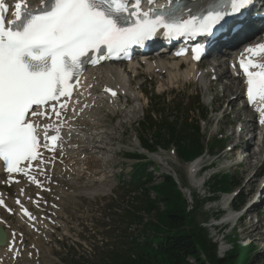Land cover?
Returning a JSON list of instances; mask_svg holds the SVG:
<instances>
[{"label":"rangeland","instance_id":"1","mask_svg":"<svg viewBox=\"0 0 264 264\" xmlns=\"http://www.w3.org/2000/svg\"><path fill=\"white\" fill-rule=\"evenodd\" d=\"M221 53H223L225 57L230 55V52ZM224 59L225 58L222 59V57L214 58V63H217V67L219 68V77L225 78V82L228 83V76L223 74V71H225L227 68V64L226 66L223 65L225 64L223 63ZM158 60L160 59L157 58V56H150L148 58V63L151 62L153 65H155V68L148 69L146 64L139 63V65L137 64L136 67V73L133 75L129 71L128 65L126 63L119 62L109 65L110 69H115L119 73V80L122 84H119L120 94L122 93V97H125L129 101L126 104L127 109H125L127 112L131 113L128 114L127 118L124 116V114L115 118L113 111L115 110L118 112L119 108L116 106L119 104L113 102L112 104H108L105 108L104 103L93 97V99L99 103H94L96 105L95 108H93L91 104V107L87 108V110H90L91 115H85L83 119L85 118L86 120L87 118L89 121L91 118L92 125L99 127L101 126L100 122H104V127L99 130L101 134L96 139L97 141L100 140L101 144H97L95 146L97 148L95 149L93 148L94 145L90 143V141H93L94 136L89 137L84 132L79 133L80 131L78 129H75L79 131H75V134H82L86 135L87 138L89 137L88 142L82 141V146L86 148V151H84L86 155H81L79 157L81 161L82 159L89 158L90 156L97 158L99 160L100 170H103V173L106 170L105 167L108 165L107 167L109 169L106 172V175L103 177L99 176L97 178L98 180L105 178L106 182H103L104 188H106V190H109L107 188H110L111 193L107 192L105 193V196H95V194L90 196V192L93 190L96 191L101 186L100 184H96L94 189L90 190L87 194H81V197L78 196V193H74L77 194L75 197H69L71 195L73 196V194H67L66 192L60 195L68 196L61 198V206L65 216H59V220L66 223V231L69 233L66 235V232H64L62 229L54 231V234L51 236V238H49V241L51 242L48 243L46 240L47 248L49 249L48 252L51 253L50 258L52 261H42L43 259L41 258L42 260L31 262L32 264H113V262L117 260L116 256L121 255V252L127 248L126 242L129 238L126 236L124 230L129 225L128 222L132 221V218L129 215L126 216L124 214L125 210H122V205L125 203L128 189H122L120 184L123 183V181H127L126 174L130 172L133 166L136 164L135 160L127 158L128 154L133 152H142L147 156L148 159L144 162L146 166L148 162L152 160L151 162L153 163L154 168L153 176L156 182L162 181L161 175H173V172H175L181 184H183L182 181L186 184L185 187L189 188L188 192L192 195L189 197L190 205L192 204L193 199L194 207L197 205L198 207L200 206L199 211L195 213L192 219L193 226H195V221H197V224L201 223L202 226L208 229L210 238L214 242L217 241V243L220 244L219 247L225 250H229L231 248L232 243L229 239L232 237L241 245L252 244L254 250L251 251L250 259L247 261V264H264V219H261L259 222V220H257L254 216H251V219L245 221L241 227L237 224V227L231 233H229V229L232 225L225 226L221 230L212 229L209 226L213 222L212 218L216 215L220 218L219 222L224 220L225 217L222 215L223 213L221 212L220 208L224 209L226 206V201H229L231 197H235L236 189L240 194L243 195V197L247 196V189L244 187L245 183L247 178H249V176L255 172L258 165L257 160L253 158L252 169H250V167L246 168L245 165L242 166L246 168L245 170L237 168H225L227 165H232L233 163L238 162V159H236L235 156H225L223 150V148L226 146L231 147L234 141V137L232 136L234 128H229V125L235 126L236 123H238L239 118L243 122L248 119L247 121L250 120L253 125L249 135H255L254 130H256L254 129L255 121L253 120L249 111L236 113L240 109L241 105L240 102L237 103V101L241 100L242 98L241 92H239L240 89L238 90L237 94L241 96L237 100L235 99L233 104H229L230 99H223L224 83H211L213 79L211 76L217 77L218 74L211 72L212 67L208 66V60L202 62L203 67L201 68V71L203 70L204 72H200L208 73L209 71L210 74L212 73V75H209V77L205 79L203 85H201L200 82L196 83L194 81H176V83L170 85L166 70L162 69L161 66L157 67ZM166 61L172 62L171 58H167ZM219 63H222L221 67L218 66ZM125 65H127V67ZM125 67L126 69H124ZM129 76L133 82L132 88L129 86L127 89V86L130 84V82H128ZM99 77L100 75L98 76V83L100 82ZM113 82H117V79L113 78ZM158 84H162L164 88L159 89ZM132 89L137 90L135 92L138 94L141 93L140 99H137L136 101L134 100L135 98L133 99V97L137 96L138 94L134 93ZM195 96L198 98H195ZM197 100H200L201 110L203 112H209L208 117L201 124V131L204 137L203 145H205L207 149L214 148L212 153L213 156L211 155L210 157L211 162L207 161V155L204 158L202 157L200 162L201 164L205 163L206 165L209 163H214L215 167L214 169H208L205 173L198 174L193 180L191 179L188 171L189 165L183 164L176 159V155L172 147H168L165 150H158L157 152L149 154L144 152L140 147H144V140L148 135V132H145L146 129L143 128L142 125L144 122H147L150 120V118L154 119L150 122L152 125H159L163 121H184L188 116L187 114L189 111H192L196 108L193 107L192 104ZM157 103L158 106L156 108L153 107V104ZM102 107L104 108L100 111L99 109ZM222 116H224V118L221 119ZM219 119L221 120L218 121ZM245 125L246 123H244L243 127ZM70 131L72 132L74 130L70 129ZM106 135H111V137L120 136V139L118 142L112 144L110 139L106 140ZM251 139L253 141L254 137ZM252 144L254 143L252 142ZM254 145L255 147L258 146L256 143ZM249 147L250 149L254 148L253 145H249ZM88 149L92 151V154L87 153ZM60 158H62V156ZM107 161L108 163H106ZM197 164L200 165L199 161ZM58 166L62 167L60 164H58ZM149 171H152V168H150ZM87 172L88 171H86V173ZM216 172H218L217 176H215ZM210 173H212L213 176L208 182L204 184L203 188L201 189V183L203 179H205ZM226 174L232 176L234 184L229 190H231V192L234 191V193H232L230 197H225L223 195L220 196V194H218V198L212 200L214 203H207V201L203 202V196H211L212 191L209 189V186H212V182L214 180L224 181ZM70 178L71 177L68 179ZM66 180L64 181V184ZM76 185H71V181H69L67 186L73 187H68L71 189L67 188V191L75 190L80 192V189L76 187ZM258 185L259 183L256 185V187ZM10 196H13L12 191ZM84 196L87 198L83 199ZM141 206V201L134 202V208H139ZM261 209H264V205L261 207ZM95 212L99 214L101 213L106 219L100 220L101 214L99 217H96ZM226 219L228 220V218ZM13 220H15L14 217L8 218L7 223L9 224ZM15 222L16 221L12 222V228ZM8 226L10 229V225ZM60 227L62 226L60 225ZM81 232L84 234L90 232V235L86 236H91L90 240H78V235L81 234ZM228 233L229 236L226 237ZM44 235L45 234L43 233L42 235L37 236L40 243L45 240V237H43ZM222 235H224V243L222 242ZM46 238H48V236H46ZM29 241L30 239L28 237L27 244L30 243ZM19 242H21V239ZM86 244H88V247H91L93 252H89L88 248L85 247Z\"/></svg>","mask_w":264,"mask_h":264},{"label":"snow or ice","instance_id":"2","mask_svg":"<svg viewBox=\"0 0 264 264\" xmlns=\"http://www.w3.org/2000/svg\"><path fill=\"white\" fill-rule=\"evenodd\" d=\"M252 2L227 0L226 11H209L202 18L181 23L150 18V13L140 10L141 0H134L132 7L128 0H45L36 13L28 11L27 0H19L12 22L19 27H6L0 19V161L5 170L29 176L30 182L37 183L29 175L32 163H43L41 147L55 151L61 137L59 128L35 125L31 117L60 120L67 105L60 103L58 110L56 102L70 97V82L78 77L83 64L127 55L133 46L152 40L160 29L173 39L213 35V29L220 31L224 22L233 18L225 35L233 30L239 35L248 27L244 10ZM0 9L7 11L3 0ZM261 55L264 45L247 49L239 61L252 105L257 100L264 102V63L253 59ZM257 111L264 113V108ZM50 132L56 134L49 136ZM39 133H43V142ZM21 164L26 167L21 168ZM24 215L30 216L27 210Z\"/></svg>","mask_w":264,"mask_h":264},{"label":"bare ground","instance_id":"3","mask_svg":"<svg viewBox=\"0 0 264 264\" xmlns=\"http://www.w3.org/2000/svg\"><path fill=\"white\" fill-rule=\"evenodd\" d=\"M185 1H186V3H185ZM211 1H213V0H207V1H203V0H191V1L169 0L167 3H173L174 5L186 4L185 5L186 7L178 8V12H179L180 17L186 18L190 11H192V10L199 11L200 9L207 6ZM209 6H211V5H209ZM225 9H227L225 6H221L220 9H218L216 11H226ZM213 10H214V8H213ZM261 40H263V38ZM242 46H245V45H242ZM162 51L163 50H161L160 52L163 53ZM215 51H218V50H215ZM167 55L168 54L158 57L160 60L157 61V64H158L157 67L161 66L162 69L166 70V72L168 74V81H169L170 85L176 83V81H182V82L196 81V82H200V84L203 85V83L205 82L206 76L208 74H210L209 71H208V73L207 72L201 73L200 71H198V69H199L198 66L190 63L188 61V59H181V60L176 61V62H173V61L167 62L166 60H167V58H169V56H167ZM238 57H239V54L238 55L236 54V56L226 60V62L228 60H230L228 63L225 62V64H223L225 66L227 64V68L225 69V71H223V74H226V76H228V78H227L228 83H225V85H224V95L222 98L228 99V100L230 99L229 104H233V101L235 99L237 100L241 96V95L237 94L238 90L240 89V85H242L243 81L247 82L246 77L244 76L243 72L235 71V66H236L235 60H237ZM148 58L143 57V58H141V60H142V62H145L148 69L155 68V65H153L151 62H150L151 64L148 63ZM255 62L264 63V55L256 57ZM137 64L139 65V63L131 62L128 65V69L132 75L136 73L135 71H136ZM218 66L221 67L222 63H219ZM109 67L110 66H106V65L102 66L101 65L97 69H92L91 71L89 70L87 73H84L80 76L76 85L70 91V93H71L70 97H67V98L63 97L56 102V107L58 110H59L58 105L60 103H65L67 105V110L62 111V116H61L59 121H57L55 117H53L52 120H47V119H43V118L37 116V119H41L40 122H42V123L40 125L42 127L51 125L55 128H59V135H60L61 139L58 142L57 149L54 151V153L52 155H55L57 153L58 149H62L64 147L66 148L65 145L67 142H64V136L67 134H71L70 129H73V130L78 129L80 131V133L84 132L89 137L94 136L93 141L92 142L90 141V143H92L94 145L93 148H95V149L97 148V147H95L97 144H101L100 140L97 141L96 139L101 134L99 132V130H101L102 127H104V125H103L104 122H100L101 126L99 127V126L92 125V119L90 117H89L90 118L89 121L87 118H86V120H85V118L83 119V117L85 115H87V116L91 115L90 110L89 109L87 110V108L91 107V104H94V103L96 104V102L99 103L98 101H101L103 103L105 101L106 103H105L104 107L106 108L108 104L116 102L117 104H119L116 106L119 108V110H118V112H116L115 110L113 111L115 118L119 117L122 114H124V116L127 118L128 114H130L129 112L126 111V109L121 111L122 107L126 106V104L129 101L125 97H123V99H120L121 94H120V90H119V84H121V81L119 80V73L115 69H110ZM229 68H230V70H229ZM124 69H126V67ZM250 71H255V69L250 70ZM99 75H100V77H99L100 82L98 83V76ZM113 78H116L117 82H113ZM128 82H130L129 86L132 88L133 80H131L130 76H129ZM158 88L162 89V88H164V86L162 84H158ZM106 89L108 91H106ZM93 90L94 91L96 90V91L94 92ZM135 91H137V90L134 89L133 92L136 93ZM113 92L115 93V95L111 94ZM83 94H85L86 96L82 97ZM136 94H138V93H136ZM93 95H95V96H93ZM244 95L246 96V93ZM93 97L97 98L98 101H95V99H93ZM134 98L140 99V95L138 94ZM241 99H243V98H241ZM64 100H65V102H64ZM109 100H110V103H107ZM104 107L100 108L99 110L100 111L103 110ZM257 108H264V102H259L258 104L251 105L249 107V110L251 112V116L253 115L255 120H256L254 122L255 123L254 129H256V131L259 133L258 134L260 136L259 140L260 141L263 140V142L260 145L258 144L257 147L261 146V148L263 149L264 148V139L262 138V135H264V123H262L261 121L263 120L264 113L257 111ZM85 111H87V112H85ZM119 111H121V112H119ZM47 114L51 115V113H47ZM252 126L253 125H252L251 121L249 120L248 123L243 127L244 130H242L240 132L239 136L235 137L234 134H232V136L234 137L233 140L237 141L235 139L241 140V139L247 137V135H249V132L252 129ZM64 129H67V130H64ZM55 134H56L55 132L48 133L49 136L55 135ZM39 135H40V138L43 139V133H39ZM254 136H255L254 137V139H255L256 135H254ZM105 138H106V140L110 139V142L112 144H114L115 142L119 141L120 136L119 137H115V136L111 137V135H106ZM251 138L252 137L250 136L249 141H252ZM75 141L78 142L76 145L71 144L73 148L75 146V149H72L69 152H61L58 155H55L54 160H55L56 165L54 166L53 171H50L49 167L44 168L43 163H37L36 164L37 170L32 173V176L35 177L37 183H32V182H30V179L28 181L25 177H16V181L19 184H18V186L14 185V187H13L15 189V193L21 195V191H20V189L22 187L21 185H24L26 188L30 189L31 191H34L35 194H37V195H40V193L42 194L45 191L48 192L50 190V188H49L50 182H47V181L49 180V177L51 176L52 180L54 182H59V184L56 185L54 190L57 191L58 195H62L65 193L64 188H66V186L64 184V181L66 180V178L71 177L70 178L71 185H74V184L75 185L76 184L83 185L84 182H86V180H87L88 174L90 175V178L91 177H97V176L101 175L103 173V170H100L99 160L97 158L90 156L89 158L82 159V161L79 158L81 155H86L84 152V151H86V148L83 147L82 144H83V142H88L89 140L88 139L83 140V142H82V139H77ZM248 147H249V144H248ZM262 149H258L257 151H254L249 155L243 154V157H246V164L248 165V168L250 167V169H252L250 163H251L253 158L255 160H257L258 157L260 158L261 156H263L264 151ZM67 154H69V155H67ZM61 156H62V158H60ZM49 162H52V159H49ZM60 162H62V167L58 166V164ZM197 162L198 161H195L189 165L188 171H189L191 179H194L193 175L195 174V171H196L195 169L197 166H199V164H197ZM106 163H108V161ZM86 171H88V172L86 173ZM63 173H66L67 175H64L63 181L60 182V180H58V178H60V175H58V174H63ZM4 178H7V177H4ZM103 182H105V180ZM37 184H39V187L37 186ZM52 184L53 183H51V185ZM102 185H104V183H102ZM103 189H104V187H102L101 190H103ZM105 191L110 192V189L105 190ZM5 196H6L5 194H2V198H4ZM9 200L11 201V199H9ZM11 202H14V201H11ZM18 220L20 222L24 221L21 217H19ZM1 224H2V219H0V227H1ZM18 227H22V225L16 221L15 224L13 225V231H18ZM41 227H42V230H41L40 235H42L43 233L46 235L45 226H41ZM34 228H35V226H34ZM24 232L27 234V236L30 239L29 245L33 244L36 246L39 257L45 261L47 259L49 260L50 259L49 256L46 255L47 251L42 250L43 245L38 240V237L33 236V235L30 236L31 231L28 232L26 229ZM6 234H7V237H6L7 238L6 244L7 245L6 244H5L6 246L2 245L3 248H0V261L3 260V264H13L11 262L13 260L11 259V261H10L9 257L14 258L17 256V254L15 252V247L18 246L19 240L21 238L12 237L9 235L8 232ZM45 235L43 237H46ZM7 241H8V243H7ZM10 242H13V245H10ZM222 250L224 251L223 248H222ZM28 253H29V250H26L24 255H23L24 257H23L21 262L29 261V259H27ZM49 255L51 256V253H49ZM4 261H5V263H4ZM20 264H26V263H20Z\"/></svg>","mask_w":264,"mask_h":264},{"label":"trees","instance_id":"4","mask_svg":"<svg viewBox=\"0 0 264 264\" xmlns=\"http://www.w3.org/2000/svg\"><path fill=\"white\" fill-rule=\"evenodd\" d=\"M150 122L145 123L148 135L144 140V147L147 149L156 150V146L173 147L183 162L202 155L204 146L196 120L187 117L183 122L164 121L159 125H152ZM146 170L147 167L142 163L135 166L132 179L139 186H145L152 180ZM224 179L215 180L213 190L226 191L232 188L233 182L227 177ZM151 189L155 200L147 197L143 210L147 215H153V221L146 224L145 234L148 233L142 245H135L133 255L123 259L122 264H190L189 259L194 264H247L251 255L249 248L239 247L222 260L216 257L215 246L207 240L204 230L190 224L194 216L186 214L184 200L170 178L165 177L161 184ZM144 193V196L148 195L147 190ZM239 202L237 199L233 207ZM201 254L205 255L206 261H202Z\"/></svg>","mask_w":264,"mask_h":264},{"label":"water","instance_id":"5","mask_svg":"<svg viewBox=\"0 0 264 264\" xmlns=\"http://www.w3.org/2000/svg\"><path fill=\"white\" fill-rule=\"evenodd\" d=\"M4 238V237H3Z\"/></svg>","mask_w":264,"mask_h":264}]
</instances>
